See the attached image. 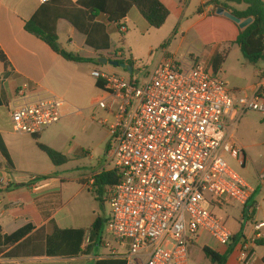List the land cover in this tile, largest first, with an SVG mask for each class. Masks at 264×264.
Wrapping results in <instances>:
<instances>
[{"label":"built area","instance_id":"built-area-1","mask_svg":"<svg viewBox=\"0 0 264 264\" xmlns=\"http://www.w3.org/2000/svg\"><path fill=\"white\" fill-rule=\"evenodd\" d=\"M92 75L104 82L97 105L114 117L108 154L120 180L105 195L112 211L107 232L121 247L113 255L126 264H190L189 248L201 232L232 244L235 235L212 208H247L254 194L227 159L246 165L235 131L246 113L264 116V76L253 93L234 97L192 57L164 58L143 83L98 70ZM65 105L53 93L23 88L10 107L12 130L41 135L64 118ZM255 209L248 207L249 214ZM258 237L241 240V264H248Z\"/></svg>","mask_w":264,"mask_h":264},{"label":"crops","instance_id":"crops-1","mask_svg":"<svg viewBox=\"0 0 264 264\" xmlns=\"http://www.w3.org/2000/svg\"><path fill=\"white\" fill-rule=\"evenodd\" d=\"M71 1L77 3L80 0ZM161 1L167 6L166 0ZM43 6L44 4L40 0H0V48L11 64L8 70H5L2 65L0 71V135L13 163V166H9L0 157L2 165L0 170L6 172L7 178L0 179V190L2 191L0 194L1 235L10 236L27 226L32 227V232L23 240L0 248V253L2 252L0 264H115L120 259L112 253L117 250L116 242L108 235L107 222L109 218L105 216V195L109 186L100 185L96 181V178L102 173L114 169L110 165L112 160L109 154L107 153L109 161L102 168L91 173L77 172L74 175L64 176L56 172H42L43 174H37L28 182L17 181L14 178V173L25 171L21 170L18 166V163L21 162L17 161H21L24 157L32 159V156L28 155L24 148L25 144H21L22 141L19 138L32 139L33 137L19 136L13 132L10 107L18 91L23 88H27L30 92L53 93L66 101L65 106L71 104L67 100H81L89 93L87 79L94 78L92 74L99 69L97 64L101 59L132 60L136 66L139 58L131 46L130 36L133 33H139L144 37L155 29L148 25L136 8L131 9L125 22L124 35L126 36L123 39V46L118 48L114 44L110 32L111 26L117 29L116 24L110 23L107 16L100 15L97 20L107 28L111 49L110 51L96 52L86 44V37L82 33L70 22L61 19L57 24L61 47L83 58L97 61L96 63L69 62L56 54L45 42L25 30L26 22L30 21ZM212 9L213 4L210 3L208 10ZM201 15L204 18L207 16L204 11ZM160 48L166 51V44ZM218 49L215 48V54L208 62L201 63L213 69L212 62L218 55ZM117 50L121 52L116 53ZM102 55L107 57H102ZM166 57L169 56L163 55L158 63ZM86 64L92 65L89 67L91 69L88 73L84 72ZM110 73L116 72L110 71ZM258 76L259 82L243 94L230 90L234 97L253 93L264 76V69L258 73ZM96 83L95 79V87H97ZM6 86L12 88L10 99L6 96ZM4 108L7 110L6 122H4L1 112ZM46 132L47 130L40 135V139H43ZM237 139L244 146L252 166V170L246 173L245 178L242 177L254 189L251 201L247 208L232 206L239 210L240 219L245 225H238L236 232L229 229L237 237L235 240L237 242H233L228 247L221 246L206 232H201L194 244L200 245L202 248H209L220 255H225L230 249H233L226 264H241L239 259L241 240H251L260 235L257 242L263 241V243L256 244L248 264H264V228L260 232L255 229L256 224L264 223V168H261L260 173L258 172L256 162L248 154L244 139L239 137ZM59 151L67 156L64 150ZM42 154L44 153H37V156H40L37 158L45 161L44 158H48V156ZM52 166L56 168L53 164ZM60 167L62 166L58 168ZM42 177L50 178L43 180ZM250 206L256 207L253 214H249L248 207ZM99 219L104 222L101 233H98L94 228ZM30 237H33L34 241L27 245L28 250H32L33 246H40L39 248H43L40 249L42 254L5 257V254ZM211 264L213 263L211 262Z\"/></svg>","mask_w":264,"mask_h":264},{"label":"rangeland","instance_id":"rangeland-1","mask_svg":"<svg viewBox=\"0 0 264 264\" xmlns=\"http://www.w3.org/2000/svg\"><path fill=\"white\" fill-rule=\"evenodd\" d=\"M204 2L205 0H166L171 12L166 25L160 30H152L150 34L144 35V37L139 33H133L130 36L131 46L139 58L133 76H130L120 67L101 63L97 64L98 71L105 74H115L127 80L133 78L135 81L143 83L155 71L163 55L172 57L178 62L192 57L206 63L215 54V48H219L218 54L225 57L219 74L229 90L243 94L246 90L254 87L260 80L258 73L264 69V62L250 63L238 45L226 43L228 39L225 30L227 28L226 23L213 19L219 18L228 21L230 27H233L227 18L218 15L219 10L214 6L215 2H223V0L210 2L213 4L212 10H208L210 3L204 4ZM200 8L202 12H206L205 18L201 15L202 12H199ZM246 9L247 5L229 4L227 10H223L233 14V12ZM111 27L113 42L120 48L123 46L122 40L126 35L122 36L115 27ZM164 44H166V51L160 48ZM102 57L107 56L102 55ZM96 62L94 60L93 63ZM86 65H84V72L88 73L91 69L89 67L92 65ZM1 69L2 64L0 63V71ZM110 71H115L117 74L110 73ZM87 80L89 93L81 100H67L71 104L69 103L70 105L64 107V118L57 125L49 128L43 139L39 140L45 145L49 144L50 147L52 146L51 148L57 151L64 150L69 162L60 168H53L48 158H44L45 161L37 158L40 157L37 156V153L41 152L35 139L19 138L22 141L21 144H25L24 148L28 155L32 156V159L29 160L24 157L21 161H17L21 162L18 163L21 170H25L23 173H14V178L17 181L28 182L37 174L47 172H56L64 176L74 175L77 172L91 173L102 168L109 161L107 147L112 142L110 126L114 123V117L107 110L97 105L96 100L101 92L95 87V79ZM5 91L6 96L10 99L12 88L6 86ZM1 112L4 122H6L7 110L4 108ZM235 134L244 139L248 154L256 162V168L260 173L261 168H264V116L257 112H248L239 123ZM227 161L231 168L243 178H245L246 173L252 170L251 160L248 157L244 168L237 165L235 160L231 158H228ZM110 165L112 168L115 167L113 162ZM0 179H7L6 172L3 170H0ZM245 180L247 181V179ZM105 205V216L110 218L112 211L107 200ZM233 206L236 207L237 205ZM212 212L222 219L227 228L233 232H236L238 225H245L240 219L239 210L232 206H213ZM115 247L121 251V247L116 243ZM190 264H211L210 260L205 257L200 245L191 247Z\"/></svg>","mask_w":264,"mask_h":264},{"label":"trees","instance_id":"trees-1","mask_svg":"<svg viewBox=\"0 0 264 264\" xmlns=\"http://www.w3.org/2000/svg\"><path fill=\"white\" fill-rule=\"evenodd\" d=\"M229 4L247 5L246 10L233 12V15L241 21L252 19V23L245 29H242L240 25L228 19L233 26L231 28L227 23L228 21L213 18L226 23L227 28L225 30L228 34L226 43L238 45L244 57L250 63L257 64L259 62H264V0H224L223 2H215L214 6L217 10L224 9L226 11ZM133 8H136L148 25L155 30L162 29L171 16L170 10L161 0H80L77 3H73L71 0H50L48 3L44 4V6L30 21L26 22L25 30L29 34L45 42L56 54L61 56L66 61L91 63L94 62L93 59L83 58L74 53L68 52L61 47L57 30L58 21L65 19L70 22L86 37V44L96 52L110 51L111 40L108 35L107 28L103 23L99 22L97 18L100 15L107 16L108 21L110 23H115L118 32L123 36L124 32L122 29L125 27L128 14ZM199 12H202L201 8L199 9ZM117 52L121 51L117 50L116 53ZM114 61H119L121 64L125 63L132 66L135 72V63L132 60L115 59ZM224 61L225 57L220 54L214 57L212 67L216 74L221 71ZM0 63L4 66L5 70H8L11 66L7 56L1 48ZM96 86L99 89H102L104 87V82L102 80H97ZM33 139H35L38 149L48 156L54 166H63L69 162L66 155L41 143L39 141L40 135L33 136ZM110 146L111 143L108 144L107 153L110 151ZM0 157L7 165L13 166L10 154L1 135ZM1 166L2 165L0 163V168ZM49 178L50 177H42L43 180ZM119 180L120 176L117 171L104 172L96 178V181L100 185L104 186H113L117 184ZM1 192L2 191L0 190V194ZM103 225L104 222L99 219L94 228L98 233H101ZM31 232L32 227L27 226L13 235L2 236L0 229V248L16 244L17 242L23 240ZM236 239L237 237L234 239L235 243L237 242L235 241ZM33 241L34 238L30 237L27 241H24L16 246L12 251L5 254V257L11 258L19 255L28 254L35 256L42 254L43 252H41L40 249L43 248H39L40 246H33L32 250H28L29 248L27 245ZM257 243L261 245L263 241H259ZM194 245L195 244L193 243L190 246L189 254L191 247ZM232 250L233 249H230L225 255H220L219 253L205 247L203 248V253L213 264H226ZM115 264L126 263L124 261L117 260Z\"/></svg>","mask_w":264,"mask_h":264},{"label":"water","instance_id":"water-1","mask_svg":"<svg viewBox=\"0 0 264 264\" xmlns=\"http://www.w3.org/2000/svg\"><path fill=\"white\" fill-rule=\"evenodd\" d=\"M218 15L220 16H224L226 17L227 19L235 22L236 24L240 25V27L242 29H245L246 27H248L251 23H252V19H249L247 21H244L242 22L239 18H237L235 15L231 14V13H228V12H225L223 9H220L218 11ZM100 63L101 64H109L113 67H120L126 71H128V73L130 74V76H133L134 74V68L130 65H127L125 63H120L119 61H114V60H108V59H101L100 60Z\"/></svg>","mask_w":264,"mask_h":264}]
</instances>
